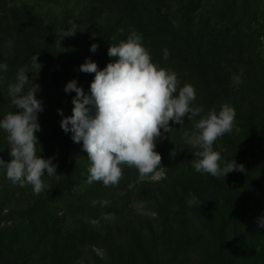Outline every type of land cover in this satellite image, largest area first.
<instances>
[{"label":"rangeland","instance_id":"374dc122","mask_svg":"<svg viewBox=\"0 0 264 264\" xmlns=\"http://www.w3.org/2000/svg\"><path fill=\"white\" fill-rule=\"evenodd\" d=\"M66 1L76 9L78 34L96 35L95 22L108 14L109 0H105L101 9L96 7L98 0ZM261 1L264 5V0ZM121 8L123 14L133 13L125 6ZM253 26L258 33L256 41L239 56V71L233 73L235 84L238 83L237 98L225 99L213 108L219 112L227 103L235 109L232 131L213 145L221 153L222 164L232 159L241 164L239 154L248 139L247 122L253 127L264 125V14ZM7 42L0 40L1 46ZM80 45L82 48L72 54L73 61L83 59L90 48L83 41ZM15 46L7 47V55H13ZM78 61L76 65L80 66L82 62ZM8 62L14 63L12 58ZM8 72L0 75L6 79ZM192 72H186V77L179 80L180 88L190 84L196 95L205 93L208 88L196 87ZM81 74L94 79V75ZM5 79L0 81V119L16 111L7 89L2 93ZM29 79L40 85L37 98L44 109L38 114L41 131L36 133L40 143L37 155L53 158L60 178L45 173L44 189L37 194L32 184L26 180L14 183L7 178L6 170L0 168V264H42L43 259L45 264H264V228H259L254 219L229 220L225 244L230 251L226 252V247L220 249L214 213L216 200L200 192L206 189L212 176L195 171L191 161L197 149L182 139L185 131L194 130L201 117L188 120L186 116L183 125L170 121L172 131L161 130L163 138L156 145L162 156L161 166L145 180H139L136 168L124 166L118 186L89 184L86 178L90 162L82 141L75 143L71 132L66 138L60 127L57 109L65 108L63 85L40 73L35 79L31 73ZM193 105L204 109L196 104V99ZM208 112L204 109L201 116ZM6 135L0 129V158L9 161ZM65 141L71 147V154H67ZM261 148L264 150V136ZM250 167L248 164L244 174L253 179L255 175ZM69 172H73L70 182ZM129 184L134 186L129 188ZM61 187L67 189L57 190Z\"/></svg>","mask_w":264,"mask_h":264},{"label":"trees","instance_id":"16d2710c","mask_svg":"<svg viewBox=\"0 0 264 264\" xmlns=\"http://www.w3.org/2000/svg\"><path fill=\"white\" fill-rule=\"evenodd\" d=\"M120 1L113 4V0H109L108 14L95 22L96 35L76 32L72 37L62 38V30L71 27L69 20L76 26L79 23L74 17L76 9L66 0H0V40H12L16 44L13 55L9 56L7 44L1 46L0 43V64L7 63L9 70L2 93L9 83L15 82L21 67L30 68L33 55H38V62L42 64L41 76L64 88L75 79L79 87L89 91L92 78L83 76L78 70V60H72L73 52L82 48V41L90 47L97 44L98 49L93 53L89 48L78 63L91 59L99 69H103L110 62L106 58L113 60L107 55L109 45L126 40L135 31L142 36V44L149 51L152 62L174 71L178 80L185 78L186 72L193 69L191 76L195 78L196 87L205 85L208 88L205 93L196 95V104L203 105L206 111L225 99L237 98L238 83L235 84L233 73L239 71V56H243L256 41L258 33L253 25H257L264 14L261 0ZM104 2L98 0L96 7L104 8ZM124 6L133 13L123 14L121 7ZM164 49L169 52L167 59L163 57ZM9 58L13 59V65L9 64ZM30 75L31 72L28 73ZM180 86L181 82L178 90ZM75 95V92H65L64 116H70ZM246 125L248 139L241 146L239 160L245 169L251 164L255 178L234 171L233 175L230 173L223 178V182L221 178L211 177L206 189H200L216 200L214 213L220 249L226 247L225 233L229 220L249 218L256 222L264 215V150L261 148L264 125L262 128L253 127L248 122ZM64 134L67 138L68 133ZM65 146L67 154H71L67 141ZM72 173L69 172V182ZM66 187L57 190H66ZM229 251L226 247V252ZM42 264H45L44 259Z\"/></svg>","mask_w":264,"mask_h":264},{"label":"clouds","instance_id":"9594fccd","mask_svg":"<svg viewBox=\"0 0 264 264\" xmlns=\"http://www.w3.org/2000/svg\"><path fill=\"white\" fill-rule=\"evenodd\" d=\"M71 27L62 30L61 37L75 35L76 24L69 20ZM123 31L122 29L120 30ZM61 38V39H62ZM115 39V37H113ZM7 46L12 48L13 41ZM98 45L93 43L91 52ZM107 55L114 58L103 69L96 62L86 59L79 66V71L94 74L88 93L77 85L75 79L69 81L64 91L75 92L71 116H64L62 109H57L62 117L61 129L71 132L75 143L82 141L90 166L86 182H102L105 187H116L123 178V167H134L139 173V180L150 177L161 166L162 156L156 151L157 140L164 133H170V121L183 125L184 117L193 120L201 117L194 125V130L185 131L182 139L197 149L191 161L197 173L209 174L217 179L233 172H246L243 164L224 160L219 151L214 150V143L230 133L235 122V109L224 103L219 112L210 110L207 115L202 106H194L196 92L192 85L179 88L177 74L154 64L149 51L142 44V36L132 31L126 40L110 44ZM169 52L163 51L164 59ZM42 64L38 55H33L29 67H21L15 82L7 86L8 96L15 112H8L0 119V129L7 135L9 156L5 161L0 158V168L6 170V176L12 182L26 180L39 194L44 189L42 177L45 173L57 180V165L53 158L37 155L39 143L37 132L41 131L38 114L43 103L37 98L40 85L29 79L28 73L35 79ZM7 63L0 64V72H7ZM5 77L0 75V81ZM174 156V149L170 153ZM129 184V188L133 187ZM123 194V193H119ZM103 203H108L104 201ZM259 228H264V215L257 219Z\"/></svg>","mask_w":264,"mask_h":264}]
</instances>
